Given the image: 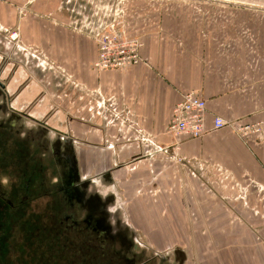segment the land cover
<instances>
[{
	"label": "crops",
	"instance_id": "obj_1",
	"mask_svg": "<svg viewBox=\"0 0 264 264\" xmlns=\"http://www.w3.org/2000/svg\"><path fill=\"white\" fill-rule=\"evenodd\" d=\"M165 11L128 31L144 63L99 72L105 14L0 0V129L14 141L42 127L67 145L88 192L112 195L166 264H264V135L235 129L264 120V6ZM189 92L206 102L207 131L175 147L169 124ZM215 116L234 126L213 129Z\"/></svg>",
	"mask_w": 264,
	"mask_h": 264
},
{
	"label": "flooded vegetation",
	"instance_id": "obj_2",
	"mask_svg": "<svg viewBox=\"0 0 264 264\" xmlns=\"http://www.w3.org/2000/svg\"><path fill=\"white\" fill-rule=\"evenodd\" d=\"M19 127L22 133L24 128ZM25 132L26 139L11 141L0 129V149L5 144L8 150H0V179H7L10 172L16 177L15 182H12L14 187L23 185L25 190L35 188V197L32 198L41 199L43 205L61 206L64 218L52 226L64 230L62 243L69 246V252H73V261L80 254L85 264H104L109 260L118 264L167 263L166 258L155 254L147 256L144 247L138 244L135 232L123 221L121 211L112 209L117 206L112 195L102 197L88 192V182H81V175L74 171L75 164L69 156L67 145L59 149V141L50 140L42 127L35 126ZM73 177L78 180H72ZM17 193L4 199L11 204H18L14 203L17 202L14 198ZM26 200L24 195V200L19 203L26 204ZM33 207L35 210H29L32 212L29 218L36 220V208ZM27 209L24 206V210ZM53 209L60 208L56 206ZM73 248L75 251L71 250ZM172 264L179 262L174 261Z\"/></svg>",
	"mask_w": 264,
	"mask_h": 264
},
{
	"label": "rangeland",
	"instance_id": "obj_3",
	"mask_svg": "<svg viewBox=\"0 0 264 264\" xmlns=\"http://www.w3.org/2000/svg\"><path fill=\"white\" fill-rule=\"evenodd\" d=\"M26 4H30L32 0H25ZM60 1V0H59ZM62 1V0H61ZM69 1V9L72 10L73 7L78 6L79 4H85L90 11L95 14L99 13L100 15L105 14V17L110 21H120L122 23L121 26L124 27L126 32L130 34L128 31H137L136 23L139 25L143 22L145 18H152L154 15L156 17H161L163 12L171 11L172 7L178 6L179 4L190 6L193 4H204V5H213L217 7H223L225 5H236V6H245V7H257L264 6V0H65ZM60 3V2H59ZM137 3V4H136ZM66 4V3H65ZM163 8V10H162ZM170 9V10H169ZM71 13V12H70ZM139 17V19H138ZM136 22V23H135ZM138 37L142 39V36L138 34ZM263 121V120H262ZM3 152H8L5 144L1 146ZM0 149V150H1ZM13 152V151H12ZM138 160L147 159L146 157H138ZM7 179H0V189H5L7 193L12 196L14 193L19 192L15 195V199L17 203L24 200V195L34 196L35 197V188H30L29 190H25L23 185L21 187H14L12 182H15V176H12L10 172H8ZM99 181V180H98ZM97 181V182H98ZM264 190L263 188H261ZM2 191V190H1ZM26 191V193H22ZM28 191V192H27ZM3 192V191H2ZM4 193V192H3ZM32 202H35L33 204ZM45 204V202H44ZM31 205V208L28 206ZM25 207L28 208L27 211L31 210L33 206L36 208L37 218L35 222L39 224L36 225L38 231V237L34 239V236L31 235V224L34 221L29 218V216H25L24 213L14 216H8L7 219L15 220L13 222L16 225L15 231L13 235L9 239V243H11L10 247H14L15 251H7L8 253V261L9 264L17 263V264H85V262L81 259L80 254L76 255L75 260L72 259L75 257L73 252H69V246H64L62 243L64 240V230L59 227H53L52 224L58 222L61 218H64L62 214L61 206L56 204L60 209H53L56 206L54 205H43L41 203V199H34L29 202H26ZM24 210V209H23ZM48 210V212H47ZM123 214L125 213V209L122 208ZM48 213V214H47ZM126 214V213H125ZM124 214V215H125ZM5 216V215H3ZM58 220V221H57ZM12 224V223H11ZM12 228H4L5 232H10ZM32 236V237H31ZM22 237L24 239L29 238L33 240L31 243L25 244L23 243ZM138 244L143 246L147 252V256L152 257L153 251L155 250L153 247H148V242L145 238L137 237ZM138 245V246H139ZM148 247V249L145 248ZM75 251V249H71ZM83 251V250H82ZM81 251V252H82ZM156 251V250H155ZM84 252V251H83ZM82 252V253H83ZM2 253V257H3ZM85 253H83L84 255ZM162 254V252L160 253ZM21 256V258L16 261V258ZM103 264V263H99ZM104 264H118V262L110 261Z\"/></svg>",
	"mask_w": 264,
	"mask_h": 264
},
{
	"label": "built area",
	"instance_id": "obj_4",
	"mask_svg": "<svg viewBox=\"0 0 264 264\" xmlns=\"http://www.w3.org/2000/svg\"><path fill=\"white\" fill-rule=\"evenodd\" d=\"M120 21L106 23L103 29L95 35L98 44V57L94 67L99 72L107 70H123L144 63L141 38L129 35ZM15 36V38H12ZM10 38L19 44L20 35L16 29L10 34ZM206 102L193 92L185 93L182 99L173 109L172 119L169 124V132L176 139L175 147L183 138H199L206 133ZM234 126V123L222 116H215L213 129H222ZM237 133L242 137L253 134L264 135V120L235 126ZM181 157H175L180 161Z\"/></svg>",
	"mask_w": 264,
	"mask_h": 264
},
{
	"label": "trees",
	"instance_id": "obj_5",
	"mask_svg": "<svg viewBox=\"0 0 264 264\" xmlns=\"http://www.w3.org/2000/svg\"><path fill=\"white\" fill-rule=\"evenodd\" d=\"M8 197H11V196L7 193V191H5V189L4 190L0 189V254L2 255V253H4L3 257L0 255V264H9L7 251L8 252L9 251H15L14 247H10L11 243H9V239L13 235L15 228H16L15 224L13 226V222L15 220H10V219H7L6 217L17 215L19 213V210H20V212H22L20 214L24 213V215L27 217L30 215V213H32V212L23 210L24 205H26V204H20V203L11 204V203L7 202L4 198H8ZM26 199H27L26 202L27 201L30 202L32 200V197L28 196V197H26ZM12 200L14 201V198H12ZM14 203H17V202H14ZM28 208H31V205H29ZM34 210H35L34 207H32L31 211H34ZM3 215H5V216H3ZM31 219H33V218H31ZM33 220L34 221L31 224L30 231H31V235L34 236V239H36L38 237L37 235H38V231H39L36 228V225L39 226V224H37V222H35V219H33ZM8 227L12 228V229H10V232L7 233L4 231V228H8ZM29 238L24 239V237H22L23 243L24 242H25V244L31 243L33 240H30ZM20 258H21V256H18L16 258V261H17V259L19 260ZM21 263L26 264L23 262H21ZM11 264H17V263H11Z\"/></svg>",
	"mask_w": 264,
	"mask_h": 264
},
{
	"label": "bare ground",
	"instance_id": "obj_6",
	"mask_svg": "<svg viewBox=\"0 0 264 264\" xmlns=\"http://www.w3.org/2000/svg\"><path fill=\"white\" fill-rule=\"evenodd\" d=\"M12 38H15V36H13ZM1 85V84H0Z\"/></svg>",
	"mask_w": 264,
	"mask_h": 264
}]
</instances>
